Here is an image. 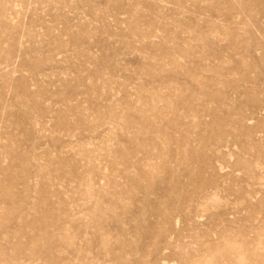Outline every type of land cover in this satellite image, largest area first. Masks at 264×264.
Segmentation results:
<instances>
[{
  "label": "rangeland",
  "instance_id": "obj_1",
  "mask_svg": "<svg viewBox=\"0 0 264 264\" xmlns=\"http://www.w3.org/2000/svg\"><path fill=\"white\" fill-rule=\"evenodd\" d=\"M0 264H264V0H0Z\"/></svg>",
  "mask_w": 264,
  "mask_h": 264
}]
</instances>
